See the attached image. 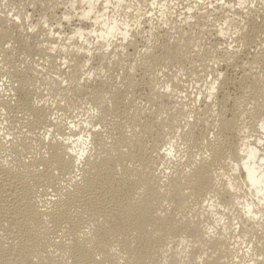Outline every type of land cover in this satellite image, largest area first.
<instances>
[{"label":"bare ground","instance_id":"bare-ground-1","mask_svg":"<svg viewBox=\"0 0 264 264\" xmlns=\"http://www.w3.org/2000/svg\"><path fill=\"white\" fill-rule=\"evenodd\" d=\"M177 1L0 0V264H264V0Z\"/></svg>","mask_w":264,"mask_h":264},{"label":"rangeland","instance_id":"rangeland-1","mask_svg":"<svg viewBox=\"0 0 264 264\" xmlns=\"http://www.w3.org/2000/svg\"><path fill=\"white\" fill-rule=\"evenodd\" d=\"M180 1H183V0H179V1H177L178 3L176 2V5H178V10L181 9V7H180V4H181ZM185 1H187V0H184L183 4H186ZM179 3H180V4H179ZM28 7H30V6H28ZM28 7H25L23 11L27 10L26 12H28L29 14H31V12H32L33 14H31V16L33 17L32 19H33V21L35 22V18L38 16L39 13H41V12H39L40 9H38L39 7H38L37 5H36V7H35L34 9L32 8V6H31L30 8H28ZM37 7H38V8H37ZM26 8H27V9H26ZM2 9H5V10L7 9V10H8L7 7H6V8H5V7L3 8V6H2ZM30 9H31V10H30ZM37 9H38V10H37ZM35 10H36V11H35ZM55 10H56V9H55ZM55 10H53L55 13H54L53 11H51V9H50V11H49L50 13L53 12V14H55V15L57 14V15L54 16V17H50V18H52L51 22H50V19H49V18H47V20H46V23H48V24L51 23V25L53 24V27L57 25V24H54V22H58V21H59V20H58L59 18L57 19L56 17H58V16L60 15L59 12L61 11V8H60V9H57L56 11H55ZM58 10H60V11H58ZM154 11H155V10H154ZM47 12H48V11H47ZM49 12H48V13H49ZM56 12H57V13H56ZM36 13H38V14H36ZM48 13H46L47 17H49V16L52 14V13H51V14H48ZM58 13H59V14H58ZM154 13L158 14L156 11H155ZM48 15H49V16H48ZM147 15L149 16V14H147ZM147 15H146L145 17H148ZM34 16H35V17H34ZM153 17H154V16H153ZM155 17H156V16H155ZM155 17H154V18H155ZM53 18H54V19H53ZM154 18H152V22H153V23H155V19H154ZM60 24H61V30H62V29H65V27L67 26V24H65V23L63 24V22H61ZM65 25H66V26H65ZM145 25H147V23H145ZM145 25H144V27H145ZM63 26H65V27H63ZM141 27H142V26H141ZM204 27H205V28H208V25H205ZM208 29H209V28H208ZM208 29H207V30H208ZM65 30H66V29H65ZM65 30H63V32H66ZM207 30H206V31H207ZM196 31H197V30H196ZM196 31L193 30V32H196ZM206 31L204 32V30H203L202 33L200 34L202 38L200 37V35L198 36L199 39H201V40H198V38H197V40L195 39V44L198 43L199 45H201V43H202V44L204 43V45L207 44L208 46L211 47V45H212L213 42L215 43V42L218 41V40L215 41L214 36H211V35H210L212 38H211V37H207V36H209V35L206 34V33H207ZM203 32H204V33H203ZM196 35H197V34H196ZM204 37H205V38H204ZM203 39H204V40H203ZM211 39H214V40H211ZM198 41H200V43H199ZM202 41H203V42H202ZM206 41H207V42H206ZM219 41H221V40H219ZM196 42H197V43H196ZM208 42H209V44H208ZM138 45H139V46H138ZM138 45H137V49L135 48V50H138L136 53H134L135 51H133V50L127 48V49H126V53H127L128 56H125V55H126V53H125V54H123V56H122L123 58H122V57H121V58H122L123 60L128 59V62H127V63H129V61H130V63H132V64H133V62H131V60H133V58H134L133 61H134V63H135L136 60H138L139 58H141L140 56H138V55H136V54L139 53L140 55L144 56V55H143L144 53H143L142 51H145V48H146V46L144 45V42H139ZM207 45H206V47L209 48ZM142 47H145V48H142ZM212 48H213V47H211L210 50H213V49H214V48H213V49H212ZM142 49H143V50H142ZM140 50H141V51H140ZM132 51H133V52H132ZM128 53H129V54H128ZM131 53H132V55L135 54L136 56H135V55L130 56ZM212 53H214V50H213ZM134 56H135V57H134ZM124 57H125V59H124ZM126 57H128V58H126ZM129 57H130V58H129ZM136 57H137V58H136ZM138 57H139V58H138ZM121 58H120V60H121ZM131 58H132V59H131ZM35 59H37V58H35ZM121 61H122V60H121ZM188 61H191V62H192L193 60L189 59ZM136 62H137V61H136ZM123 63H126V62H125V61H122V64H123ZM127 63H126V64H127ZM185 63H186V65H185L184 62L182 61V63H180L181 66H179L178 64H177L176 66H171L172 69L170 68V66L168 67V66L165 65V67H167V68H165L164 65H163V66L161 65V68L159 67V68H160L159 71H161V72H163V71L166 72V71H165L166 69H168V71H171V70H173V68L175 69L174 71H176L177 68H178V66H179L178 70H181V69H182V68H180V67L187 68V67L190 66V65L187 66V64H188L187 61H185ZM192 63H193V62H192ZM194 63H195V61H194ZM219 64L224 65V64H222V63H219ZM42 65H44V67L47 68V66H45V65H47V64L44 63V64H42ZM94 65H95V64L93 63L91 66L93 67ZM184 66H185V67H184ZM44 67H43V68H44ZM162 67H163V68H162ZM220 68H221V66H220ZM105 69H107V68H104L102 71H100L101 74L103 73V71H105ZM170 69H171V70H170ZM44 70L46 71L45 74H44V72H43ZM44 70L42 71V73H40V76H37V77H39V80L37 79L39 82H40L42 79L47 81V80H48L47 78L50 77L49 79H52V78L54 77L52 71H51L52 73H51L50 71L47 72L48 68H47V69L44 68ZM139 70H140V71H139ZM139 70L137 69L135 72H138V71H139L137 74H140V73L142 72V69H139ZM106 71H107V70H106ZM174 71H172V72H174ZM105 73H106V72H104V74H105ZM51 74H52V75H51ZM104 74H103V75H104ZM137 74L135 73L136 76H137ZM42 75H44L45 77L43 78ZM49 75H50V76H49ZM56 75H57V74H56ZM48 76H49V77H48ZM40 78H41V79H40ZM49 81H50V80H48L47 82L43 81L44 84H43V82L41 81V82H40L41 84L38 83V86H39V84H40V87L42 88V85H43V87H44L45 90L48 89L49 91L52 92V90H50ZM193 81L196 82L195 79H194ZM194 82H191V85H190V83H189V84H188V83H184V84H187V85H188V87H186V88H187V89H186V90H187L186 93H187L188 91L190 92L191 89L194 90L193 87H196V84H195ZM200 83H201V82H199V84H200ZM46 84H47V85H46ZM192 84H193V86H192ZM189 85H190V87H189ZM45 86H47V87H45ZM48 86H49V87H48ZM191 86H192V87H191ZM140 88H141V89H140ZM188 88H189V89H188ZM142 89H143V90H142ZM3 90H4V93H6V90H5V89H3ZM41 90L43 91V89H41ZM45 90H44L45 93L42 92V94H43V96H44L43 98L47 100V101H46V100H45V101H46L48 104L52 105V104H54V103H57L58 100H59V102L62 101L61 98H57L58 96H57L56 98H55V96H50V95H52V93H50V95L47 96V94H49V93H47V92H49V91H48V90L45 91ZM192 90H191V91H192ZM142 91H144V92L142 93ZM146 92H147V91H146L144 88L139 87V89H138V93H139V94H142V95H143V94L146 93ZM189 92H188L187 94H193V91H192L191 93H189ZM138 93H137V94H138ZM44 94H45V95H44ZM46 96H47V97H46ZM50 97H51V98H50ZM48 99H49V100H48ZM52 99H53V100H52ZM55 99H56V100H55ZM57 99H58V100H57ZM54 100H55V102L53 103ZM78 100H79V101L74 102V103H77V102H78V103L76 104V106L78 105V106H77L78 108L75 106V109H74L75 112H76V115H77V118H76L75 120H79V119H81V118H86V117L88 116V114L91 112V111H90L91 109H90L89 103H88L86 100H84V98H82L81 100H80V99H78ZM51 101H52V102H51ZM73 101H74V99H73ZM82 101H83V102H82ZM50 102H51L52 104H51ZM84 102H85V103H84ZM86 102H87V103H86ZM189 102H191V101H189ZM83 103L86 104L85 107H84V104H83ZM198 103H201V104H197V106H200V105L202 106V102H198ZM79 104H80V105H79ZM79 106H80V107H79ZM88 106H89V107H88ZM201 106H200V107H201ZM79 108H80V109H79ZM87 108H88V109H87ZM76 110L78 111V113H77ZM82 110H84V111H82ZM79 111H80V112H79ZM82 112H83V113H82ZM92 112H93V111H92ZM86 114H87V115H86ZM82 115H83V116H82ZM78 118H79V119H78ZM177 143H178V144H177ZM177 145H179V141L176 142L175 146L177 147ZM179 146H180V145H179ZM179 146H178V147H179Z\"/></svg>","mask_w":264,"mask_h":264}]
</instances>
